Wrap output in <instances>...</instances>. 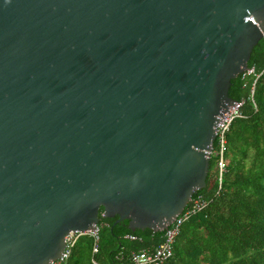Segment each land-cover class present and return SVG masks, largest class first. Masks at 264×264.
Masks as SVG:
<instances>
[{"label": "water", "instance_id": "1", "mask_svg": "<svg viewBox=\"0 0 264 264\" xmlns=\"http://www.w3.org/2000/svg\"><path fill=\"white\" fill-rule=\"evenodd\" d=\"M264 0H0V264L101 217L165 231L206 188Z\"/></svg>", "mask_w": 264, "mask_h": 264}, {"label": "trees", "instance_id": "2", "mask_svg": "<svg viewBox=\"0 0 264 264\" xmlns=\"http://www.w3.org/2000/svg\"><path fill=\"white\" fill-rule=\"evenodd\" d=\"M247 66L255 73L264 69V38L254 46ZM254 80L242 74L231 80L229 97L244 103L242 117L227 134L228 165L220 189L211 157L206 188L197 191L209 206L181 225L166 264H264V73ZM252 85L254 104L248 99ZM101 213L102 208L97 253L92 254V238L80 236L67 264H128L132 252L153 250L164 239V231H131L127 221L113 225L115 218Z\"/></svg>", "mask_w": 264, "mask_h": 264}, {"label": "built area", "instance_id": "3", "mask_svg": "<svg viewBox=\"0 0 264 264\" xmlns=\"http://www.w3.org/2000/svg\"><path fill=\"white\" fill-rule=\"evenodd\" d=\"M264 73V69L255 73L253 68H247L242 75L255 76L254 82ZM254 85V83H253ZM250 90L248 99L253 102L254 88ZM244 100L234 101L228 107L226 111L222 112V115L214 128V142L211 149L207 151L208 158H214V180L218 185V189L221 186V178L223 173L226 171L228 165V159L225 154L227 152V134L230 131L232 122L239 117H242L241 108L243 106ZM209 206L208 200L200 193H194L189 200L187 206L182 211L181 214L177 215L173 222L164 231L163 241L153 250L143 249L138 252H132L129 256L128 264H166V262L172 257L173 245L175 238L180 232L181 225L186 222L192 215L200 213L206 210ZM99 223L93 226L92 230L86 232H80L78 234L68 233L64 238V249L58 259L50 261L49 264H67L71 251L80 236L88 235L92 238V254L98 251V241H99ZM126 238L130 240L136 239L135 236L127 235ZM94 264H97L93 262Z\"/></svg>", "mask_w": 264, "mask_h": 264}]
</instances>
